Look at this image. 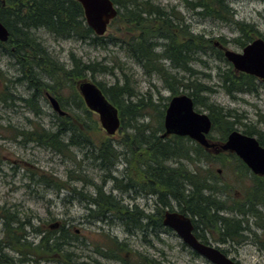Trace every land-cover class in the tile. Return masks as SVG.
<instances>
[{
  "label": "trees",
  "instance_id": "1",
  "mask_svg": "<svg viewBox=\"0 0 264 264\" xmlns=\"http://www.w3.org/2000/svg\"><path fill=\"white\" fill-rule=\"evenodd\" d=\"M111 1L118 6V14L110 25L116 24L121 34L119 37L109 34L106 41L104 35L96 36L85 24L82 7L74 0H7V6L13 9L12 13L8 12V14H5L0 6V21L9 33L7 41L0 42V49L5 51L17 67L18 76L15 80L26 82L33 90L50 89L61 107L68 112L63 117H56L54 132L32 127L29 131L15 130L13 138L20 137L23 142L35 143L58 154H64L68 148L77 146L91 147L94 151L91 159L98 162L101 170L109 172L117 160H121L127 165L126 170L123 171L127 178L126 187L133 188V185H136L141 190L159 195L157 214L147 217L138 208L129 212V209H124L114 196L105 194L103 187L93 186L95 194L93 198L88 197V200L93 203L96 210H91L88 214L90 219L101 221L115 216L128 233L132 234L134 230H140L145 236L148 227L155 232L160 231L165 208L173 211L176 207L180 213L191 216L195 228L214 230L217 234L227 235L231 239L239 238L243 230L253 233L256 244L264 252V178H255L234 154L215 155L211 149H205L187 137L171 135L162 138L164 129L159 119L158 127L155 128L139 122L140 118L152 117L151 114L157 112V103L149 96L137 97L136 101H133L136 93L129 85L133 76L124 72L123 67L118 66V70L122 72V84L116 81L106 86L102 82L94 81V75L96 73L113 75V67L98 62H83L73 54H70V65L67 66L52 57L37 35L31 31L45 28L57 40H80L100 48L108 44L119 45L127 58L141 66L145 75H156L174 96L178 94L176 88L178 86L189 90L188 96L192 98L195 109L205 107L208 111L212 123L210 133L217 131L220 134L218 142H224L228 134L236 130L233 126L239 117L234 110L211 102L209 95L214 90L195 77L199 72L190 65L199 63L206 66L203 58L209 51L216 59L225 61L220 47H224L227 41L221 37L213 39L194 34L181 17L174 12H166L149 0ZM230 1L184 0V3L203 19H212L234 26L239 36L232 40L238 47L243 48L261 35L255 26L235 20L234 12L229 5ZM256 1L264 4V0ZM159 48H161L160 52H158ZM166 62L170 63V67H166ZM173 70L189 73L193 79L185 81L183 76L178 78ZM82 80L96 84L118 109L121 119L119 132L123 135L120 145L124 150L123 153H117L107 138L103 137L97 140L96 144L93 143L92 138L101 134V129L96 114L87 110L78 92L77 88ZM218 80V86L232 99L237 93L252 94L257 93L259 87L264 88V81L236 72L231 65L227 69L220 70ZM66 88H69L71 93L68 97L63 94V89ZM32 94L31 96H36L34 92ZM13 98L8 87L0 92L2 104H7V101ZM20 100L32 111H39L33 97L20 98ZM163 108L165 109L166 105ZM158 114L163 117L164 111ZM245 126L242 133L256 137L259 144L264 147V132L254 126ZM6 127L12 128L10 125ZM128 128L130 132L126 131ZM210 133L208 138L213 140ZM67 135H69L67 141H62ZM215 164L222 166L229 164V168H232L233 180L240 184L244 183L245 178L247 179L248 183L242 185L241 197L232 194L234 188L227 181H221V185L217 183L220 178L213 171L212 165ZM71 174L73 175L69 176L72 180L84 181L81 171L78 174L72 171ZM108 177L116 183L124 184V180L113 178L110 174ZM29 178L56 191L61 189L68 191L67 181L57 184V180H48L40 172L32 173ZM239 209L241 211L237 213L231 212ZM224 210L230 213H224L228 217L221 216ZM249 217L252 219L249 220ZM4 218L8 237L0 241V264H30L28 257L33 256L37 258V263L42 260L44 264H87L80 262L78 253L65 249L64 241L72 236L77 237L70 230L61 229L59 235L57 231L48 230L47 233L44 232V238L38 245L29 242L20 244L16 238V227L10 226L13 222L12 218L9 216ZM249 223L251 225L248 227ZM250 227L259 233L252 232ZM166 231L171 230L166 229ZM103 235L102 243L92 245L94 254L127 264L121 257L123 251L129 250L126 243L108 234ZM23 238L25 239V236ZM2 244L12 245L13 248L18 249L20 260L13 263L3 253L5 246L3 247ZM136 255V264H162L147 255L141 253ZM92 261L94 264H103L95 259Z\"/></svg>",
  "mask_w": 264,
  "mask_h": 264
},
{
  "label": "rangeland",
  "instance_id": "2",
  "mask_svg": "<svg viewBox=\"0 0 264 264\" xmlns=\"http://www.w3.org/2000/svg\"><path fill=\"white\" fill-rule=\"evenodd\" d=\"M149 1L160 6L166 12H174L181 17L194 34H201L205 38H224L227 41L224 46L226 49L235 52L241 51V47L234 44L232 40L239 36L234 26L212 19L201 18L192 9L185 6L184 0ZM229 5L234 12L235 20L255 26L261 35L260 38L264 39L263 3L256 0H231ZM31 31L37 35L52 57L67 66L70 65V54H73L83 62H98L101 65L113 67V75L102 73L94 75V81L102 82L106 86L116 81L122 84V72L119 71L120 69L118 70V66L123 67L124 72L133 76L129 84L136 93V98H133V101H136L137 97L147 98L149 96L157 103V112L151 114L152 117L140 118L139 122L148 124L151 128L158 127V119L163 124L164 114L161 117L158 112L165 111L166 108L164 109L163 106H167L170 98L174 96L173 93L166 88L156 75H145L141 66L135 63L134 60L127 58L119 45L108 44L104 48H100L80 40H57L45 28ZM109 34L120 36L121 32H118L116 24L108 26L104 34L105 41ZM159 42L163 43L162 41ZM160 51L161 48L158 49V52ZM203 60H205L206 66L199 63H193L190 66L199 72L195 77L214 90L209 95L211 102L235 111L239 118H237L238 120L233 127L237 131L242 132L246 125L257 127L264 132V88L257 87V93L252 94L237 93L235 98L232 99L218 86V74L220 70L229 67V62L216 59L210 51ZM165 65L170 67L169 62H166ZM173 71V73H177L178 78L183 76L185 81L193 79L189 73ZM203 74L209 75V77H205ZM17 76V67L13 64V60L3 49H0V92L8 87L14 96L13 100L7 101V104L0 103V241H4L8 237L5 233L7 225L4 216H9L13 220L10 226L19 227L21 229L20 235H22V238L25 236V239L19 241L20 244L29 242L36 245L41 237V234L37 233L38 230L46 231V233L48 230L57 231L58 235L61 229L70 230L74 234L75 230H78V236L66 239L64 247L78 253L80 262H86L87 264H94L92 261L94 259L103 264H123L122 261L107 260L94 254L92 245L93 243H102L104 240L103 234L116 237L118 241L126 243L130 251H123L121 257L124 258L127 264H136V253L152 257L162 262V264H209L202 260L191 259L187 252L188 249L173 232L165 233L164 230H161L157 232L160 234L157 237L150 235V233L144 237L140 230H134L132 234L128 233L125 226L116 217L115 219L109 217L101 221L99 219L89 220L88 206H90L89 211L96 210L93 203L88 200L93 198V194H95L93 186L103 187L104 193L107 195L115 196L117 191L121 192L125 194L124 199H122L125 204L130 206L137 204L146 212L152 211L155 197L149 199L148 202L139 194L135 199L130 197L133 192L132 188L126 187V181L124 184H119L108 177V174L111 177L120 176L126 170L127 165L121 160H117L115 165L109 169V172H104L98 167V162L91 159V154L94 153L91 147L77 146L68 148L64 154H58L35 143L23 142L20 137L14 139L15 130L29 131L32 127H39L54 132L57 124L56 114L35 115L28 110L20 98H29L32 95V90L26 82H17L15 80ZM88 78L91 80L89 75ZM176 88L177 95L189 94V90L182 86ZM63 94L68 97L71 94L70 89H63ZM37 106L39 110L46 113L52 111L50 106L40 102V100L37 101ZM196 111L208 115L205 107H197ZM7 125L12 128L6 127ZM126 131L130 132L131 130L128 128ZM120 133L117 132L112 137H108L101 130V134H97L92 138L93 143L96 144L97 140L103 137L107 138L116 152L121 154L124 150L120 145L123 138ZM210 134L213 142L220 139V134L217 131H212ZM68 137L69 135L63 137L62 141H67ZM225 163L227 164V161ZM226 164L225 166L212 165L215 175L218 174L220 178L217 183L221 185L223 181H227L234 188L232 194L235 197H241L242 185L247 184L248 181L246 178L243 184L234 181L232 168L230 169L229 164ZM217 170H221L220 174L215 172ZM72 171H76V174L81 171L84 181L72 180V177L69 176L73 175L71 174ZM37 172L43 173V176L48 180H57V184H62L64 181L69 182L67 183L68 191H64V189L56 191L44 184L35 183L29 176ZM32 177L34 176L32 175ZM103 180H105V183H103ZM173 204L175 205L174 202ZM173 209L177 208L174 207ZM55 223H58V225L54 226ZM21 224L23 225L21 226ZM250 229L256 234L259 233L252 227ZM250 241L252 242H244L239 247L240 263L264 264V252L255 240ZM5 252L11 258L12 254ZM28 259L30 264H44L42 260L37 263L35 256L28 257Z\"/></svg>",
  "mask_w": 264,
  "mask_h": 264
},
{
  "label": "water",
  "instance_id": "3",
  "mask_svg": "<svg viewBox=\"0 0 264 264\" xmlns=\"http://www.w3.org/2000/svg\"><path fill=\"white\" fill-rule=\"evenodd\" d=\"M82 9L86 25L96 36H103L110 22L116 18L118 7L111 0H75ZM9 33L0 21V42H6ZM223 56L236 72L253 76L264 81V39L258 37L244 46L240 52L224 48ZM78 91L88 110L98 116L100 128L107 136H113L121 127L118 109L102 93L101 89L91 81L82 80ZM53 111L64 116L58 101L49 96ZM211 121L207 114L197 112L193 100L185 94L170 98L164 111L161 135L187 137L205 149L214 148L207 135L211 131ZM221 151L234 153L254 174L264 177V147L253 136L239 131H232L225 142L217 145ZM163 225L175 231L180 239L211 264H236L219 250L200 244L192 235L191 220L177 212H165Z\"/></svg>",
  "mask_w": 264,
  "mask_h": 264
},
{
  "label": "flooded vegetation",
  "instance_id": "4",
  "mask_svg": "<svg viewBox=\"0 0 264 264\" xmlns=\"http://www.w3.org/2000/svg\"><path fill=\"white\" fill-rule=\"evenodd\" d=\"M8 4H7V0H0V6L4 9V12H5V14H8V12L10 13H12V8L10 7V6H7ZM23 8H24V6H23ZM32 90V93L34 92L35 94H36V96H30V97H33L34 99H35V101H36V103H37V101L38 100H40V102H44L45 104H47L48 106H50V108H51V105H50V103H49V96H52V97H54L55 98V96H54V94H52V92L50 91V89H40V91H37V90H33V89H31ZM33 95V94H32ZM58 103H59V101H58ZM25 105V104H24ZM59 106H60V108L62 109V107H61V105H60V103H59ZM28 108V107H27ZM28 110L29 111H31L32 112V114H57L56 112H54L53 110L51 111V112H44L43 110L41 111V110H39L38 112H34V111H32L31 109H29L28 108ZM62 110H64V109H62ZM210 141H213V140H211V139H209ZM225 142V141H224ZM216 146L214 147V148H211V152L213 153V154H215V155H218V154H220V153H229V152H223V151H221L220 150V148L217 146V145H221L223 142H218V141H216V142H213ZM230 154H233V153H230ZM235 155V154H234ZM238 158V157H237ZM239 159V158H238ZM240 160V159H239ZM241 161V160H240ZM242 162V161H241ZM242 164H244L243 162H242ZM245 165V164H244ZM246 166V165H245ZM247 167V166H246ZM248 168V167H247ZM248 170H249V168H248ZM220 171L221 170H217V173H219L220 174ZM250 171V170H249ZM250 173H251V171H250ZM252 174V173H251ZM252 175H254V174H252ZM255 176V178H264L263 176H258V175H254ZM113 178H116V179H118V180H124V182L126 181V176L122 173L120 176H114ZM128 188V187H127ZM129 189H130V187H129ZM132 192H133V195L132 194H130V197H132L133 199H135L136 197H137V195L139 194V195H141L143 198H145L146 199V201L148 202L149 201V199H153V197H155V199H154V202H155V204L153 205V209H152V211L151 212H146L144 209H141L137 204H133L132 206H130V205H128V204H125V202H123V200L122 199H124V195L125 194H123V193H121V192H116V195L114 196V198H115V200L120 204V205H122L123 207H124V209L125 208H127V210L129 209V212L130 211H134L135 210V208H138L139 210H141L142 212H144V214H145V216H155L156 214H157V212H156V208H157V201H158V198H159V195H157V194H152L151 192H148V191H146V190H141V188L139 187V186H136V185H133V188H132ZM119 194H120V196H119ZM113 196V195H112ZM128 196V195H127ZM153 202V203H154ZM90 206H88V214L89 213H91V211H89L90 209ZM243 210H245V208L243 209ZM164 212H163V214H162V220H161V223H162V228L160 229V231L161 230H164V232L166 233L167 231H166V229H169V230H171L170 232H173L174 233V235L175 236H177L179 239H180V237L175 233V231L174 230H172V229H170V228H168V227H165L164 225H163V218H164V214H165V212H167V211H169V212H177V213H179V214H182V213H180L179 212V210L178 209H173V211H170L168 208H165L164 210H163ZM231 211V210H230ZM239 211H241V209H239L238 211H236V210H233V211H231V212H233V213H237V212H239ZM224 213H229L227 210H224L223 211V213H221V216L222 215H224L225 217H228V215H225ZM147 214V215H146ZM230 214V213H229ZM182 215H184V216H187L190 220H191V223H192V235L194 236V238L200 243V244H202V245H204V246H209V247H213V248H215V249H217V250H219L223 255H225L226 257H228L229 259H231L233 262H235L236 264H241L240 263V260H239V256H238V254H239V247L240 246H242L243 244H244V242H252V241H250V240H254V235H253V233H248L246 230H243L241 233H240V237L239 238H233V239H231V238H229L227 235H221V233L220 234H217V232H215L214 230H211V231H209V230H206V229H202V228H195V226H194V223L192 222V218H191V216H189V215H185V214H182ZM113 219H115V216H113L112 217ZM242 218H244L243 216H242ZM5 219V218H4ZM89 220H90V218H88ZM107 218H105V220H106ZM250 219H252V218H250L249 217V220ZM146 222V221H145ZM58 225V223H55L54 224V226H57ZM251 225V223H249L248 224V227ZM244 226V225H243ZM148 233H150V235H152V236H155V237H157L158 235H160V234H158L157 232H159V231H154V229H152L151 227H148ZM20 228L19 227H16V238H17V241H18V243H19V241L20 240H22L23 238H22V235H20ZM6 231V230H5ZM44 232L45 231H43V230H38L37 231V233H40L41 234V237H40V239H39V241L37 242V244L36 245H38L39 243H40V241L44 238ZM6 233V232H5ZM78 230H75V234L78 236ZM148 233H146V235L148 234ZM146 235L144 236V237H146ZM225 236V237H224ZM242 236H244L245 238H243ZM111 237H113V236H111ZM250 239V240H249ZM180 241L182 242V244L188 249L187 250V252H188V255L191 257V259H193V260H202V261H204V262H207V263H209V264H211L206 258H204L203 256H201L200 254H198L195 250H193L191 247H189L188 245H186L181 239H180ZM2 245H4V244H2ZM237 245V246H236ZM7 251V252H9L10 254H12V256H11V261L14 263V262H18L19 260H20V258H21V256H20V254H19V251H18V249H15V248H13L12 247V245H10V246H6L5 245V247H4V249H3V253L4 254H6V255H8L5 251ZM103 259H105V258H103ZM107 260H109V259H107ZM44 262V261H43ZM49 264H51V263H49Z\"/></svg>",
  "mask_w": 264,
  "mask_h": 264
},
{
  "label": "bare ground",
  "instance_id": "5",
  "mask_svg": "<svg viewBox=\"0 0 264 264\" xmlns=\"http://www.w3.org/2000/svg\"><path fill=\"white\" fill-rule=\"evenodd\" d=\"M252 173V172H251ZM253 174V173H252ZM55 239V238H54Z\"/></svg>",
  "mask_w": 264,
  "mask_h": 264
}]
</instances>
